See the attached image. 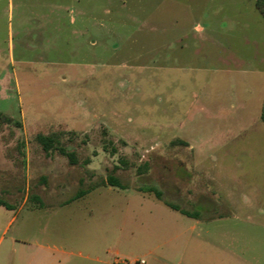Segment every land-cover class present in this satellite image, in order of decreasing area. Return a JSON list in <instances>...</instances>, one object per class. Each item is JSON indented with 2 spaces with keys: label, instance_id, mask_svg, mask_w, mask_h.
I'll return each instance as SVG.
<instances>
[{
  "label": "rangeland",
  "instance_id": "obj_1",
  "mask_svg": "<svg viewBox=\"0 0 264 264\" xmlns=\"http://www.w3.org/2000/svg\"><path fill=\"white\" fill-rule=\"evenodd\" d=\"M32 1L0 0V113L11 119L0 126V200L12 206L0 208V235L15 215L0 264L10 235L38 232L71 235L77 251L105 242L126 252L128 206L147 202L137 193L154 197L139 190L198 213L197 170L231 177L216 186L219 199L232 178L264 172L255 0H60L66 26L75 17L91 34L65 29L47 44ZM52 133L76 164L42 150L36 135ZM107 176L125 189L102 186ZM39 208L60 209L29 213Z\"/></svg>",
  "mask_w": 264,
  "mask_h": 264
},
{
  "label": "crops",
  "instance_id": "obj_2",
  "mask_svg": "<svg viewBox=\"0 0 264 264\" xmlns=\"http://www.w3.org/2000/svg\"><path fill=\"white\" fill-rule=\"evenodd\" d=\"M32 2L39 8L37 13L30 14V21L40 36V44L53 41L54 36L61 35L65 29L76 38L78 34H91V27L82 20L78 23L75 17L69 18L66 26L62 21L66 14L61 10L60 0ZM8 3L11 5L12 0ZM200 158L198 154L191 157L190 162L199 164ZM211 161L215 163L217 158ZM229 177L196 171L197 194L202 195L204 201L196 203L199 211L194 218L170 209L155 197L136 192L147 202L128 206L132 210L133 228L129 230L132 237L124 238L126 252L107 247L105 242L92 243L88 249L82 247L85 250L77 251L71 235L61 237L38 232L36 236L23 238L10 235L2 256L3 264H9L13 256L15 264H251L246 259L253 260L252 264H264V172L260 176L245 174V177L232 178V187L219 199L216 186ZM239 187L243 190H237ZM222 206L227 210H219ZM58 209L45 212L39 208L29 213L51 214ZM14 220L15 215L7 216L0 243ZM241 242L243 246L238 248Z\"/></svg>",
  "mask_w": 264,
  "mask_h": 264
},
{
  "label": "trees",
  "instance_id": "obj_3",
  "mask_svg": "<svg viewBox=\"0 0 264 264\" xmlns=\"http://www.w3.org/2000/svg\"><path fill=\"white\" fill-rule=\"evenodd\" d=\"M255 7L258 10V12L261 14V16L264 19V0H255ZM261 119L264 121V105L262 108V113H261ZM11 119L5 116L4 114L0 113V126L2 124H8L10 123ZM37 143L41 146L42 150L48 154L50 152L56 151L59 155L64 156L67 159V162L70 165H74L77 163L76 156L73 152H68L66 151L61 145H60V140H59V134L52 133L49 135H42V134H37L35 137ZM102 186H109V187H115L119 189H125L122 187L117 179L113 176H107L104 182L101 184ZM142 193H153L154 197L158 200L161 201L164 205L169 207L170 209L174 211H178L179 213L187 216L194 218L196 217L195 213H191L185 210L180 209L176 205H173L171 203H168L164 200H162L161 193L154 189V188H143L139 190ZM84 195V193H80L78 195V198ZM0 206L4 207L5 209L11 210L12 206L4 202L3 200H0Z\"/></svg>",
  "mask_w": 264,
  "mask_h": 264
}]
</instances>
